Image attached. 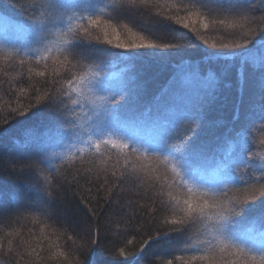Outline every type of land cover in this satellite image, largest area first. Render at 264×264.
I'll return each instance as SVG.
<instances>
[{"label":"snow or ice","instance_id":"obj_1","mask_svg":"<svg viewBox=\"0 0 264 264\" xmlns=\"http://www.w3.org/2000/svg\"><path fill=\"white\" fill-rule=\"evenodd\" d=\"M10 8L24 19L6 16ZM255 9L251 0H0V73L8 76L5 69L14 63L20 75L27 66L29 81L45 78L33 86L27 106L9 107L3 121L27 116L40 105L48 114L40 125L30 124L31 117L18 121L19 147L29 151L13 156L0 146V169L27 177L16 188L18 197L6 198L0 191V223L27 218L25 213L41 223L43 216L45 227H53L47 223L53 221L56 229L70 228L99 249L96 209L82 186L91 194L109 185L105 199L110 206L120 203L126 188H143L151 193L148 208L158 213L154 219L167 211L164 223L176 226L164 238L176 232L181 245L162 252L161 236L150 234L137 256L148 257L146 249L155 241L152 255L169 257L163 264H264V15ZM153 11L160 18L155 27L139 22L151 19ZM181 29L211 49L231 50L228 60H221L219 51L203 52L204 61L218 66L204 78L206 85L215 88L235 73L242 96L251 83H259L258 102L244 105L242 100L227 121H209L202 105L173 108L178 83L173 81L143 103L142 86L127 75V66L187 47L191 37ZM217 33H225L229 42L206 38ZM49 61L55 66L53 78H48ZM186 68L198 77L199 66ZM210 127L219 130L214 146H196ZM11 132L0 128V138ZM77 160L79 166L69 172ZM69 192L79 196L78 204L61 207ZM109 233L105 227L104 234ZM19 236L15 230L0 238L5 257L0 264H73L75 252L70 258L53 245L41 255L44 247L22 238L14 245ZM88 264H95L94 255Z\"/></svg>","mask_w":264,"mask_h":264},{"label":"trees","instance_id":"obj_2","mask_svg":"<svg viewBox=\"0 0 264 264\" xmlns=\"http://www.w3.org/2000/svg\"><path fill=\"white\" fill-rule=\"evenodd\" d=\"M9 3L10 0H4V4ZM251 3L256 5V15H264V11H261V9H264V4H261L260 0H251ZM4 14L11 17L14 22L24 19V16L15 8L4 10ZM150 15L152 16L151 19L145 16L141 17L139 22L148 27H155V20L160 18L155 17L154 11ZM181 31L187 32L188 36L191 37V44L187 47L181 50H169V53L163 54L162 59L146 57L135 67L131 64L127 66V75L134 76L137 83L142 86L143 103L146 104L152 101L154 97H158L173 81H178L175 87L176 101L173 108L175 109L176 106H182L183 104H188L189 106L202 105L207 109V118L209 121H227L230 117L234 116L235 111L241 106L242 100L244 105L258 102L259 83H251L242 96L238 76L235 73L215 88H210L205 83L199 81L201 80L199 79L201 76V78H205L209 73H215L218 68L216 64H209L203 60V52L219 51L221 53L220 59L228 60L230 59L228 53L231 50L211 49L208 45H205L201 40L197 39L194 34L188 32L187 29H181ZM206 38L210 40L214 39L217 42H229L225 33H217ZM97 47L106 46L97 45ZM112 51L123 50L112 49ZM187 65L199 66L198 77L192 75L186 68ZM121 66L123 67L124 65ZM5 70L8 76L0 73V109L4 110L0 113V128H11L12 132L8 136L0 138V146H3L6 154L15 156L21 152L29 151L28 149L19 147V145L23 144V137L21 135L22 126L18 121L29 120V117H31V120H29L30 124L40 125L46 122L48 114L42 111L43 105H40L29 111L27 116H16L10 119V122L7 124L4 123L2 116L8 112L9 107H18L20 103L27 106L26 97H31L34 94L33 86H39V81L45 78L33 76L32 80L29 81L27 79V66L23 69L24 74L20 75V68L14 63ZM48 78H52L50 74ZM8 80L11 81L10 84L3 83ZM183 85L186 88H183ZM225 85H229V87L225 88ZM9 88L13 89V91H7ZM20 88H24L27 91L21 95ZM33 112L37 113V115L33 116ZM217 135H219V130L210 127L206 132H202L199 139L195 140L194 143L196 146H214ZM14 140L18 143H14ZM76 166H79L78 160L68 167V171L71 172ZM26 179L27 177L23 175H12L9 171L0 169V191L5 193L6 198L9 196L18 197L20 194L16 192V188ZM53 179L55 182L59 179V176H55ZM108 187L109 185H104L98 193L93 188L91 194L85 192L84 186L81 188L82 194L90 195L92 205L96 209L93 224L96 227H100V238L103 241L99 249L91 247L87 238L82 239L80 235L70 228L66 231L56 229L53 221H47L53 227H45L43 223L45 217L43 216L40 217L41 223H33L31 219L32 214L30 213H25L27 218L19 220L13 218L7 223H0V238L5 237L8 231L19 230L20 236L16 238L14 245L22 238L28 241L32 247H37L38 245L44 247L45 252L41 253V255H47L50 246L54 245L60 250L68 252L70 258H72L75 252L73 264H88L89 260L93 258V255L95 264H129L131 261H136V264H163V261L169 257H154L152 255V251L156 249L155 241L146 249V252L149 253L148 257H143L142 255L137 256L136 253L139 251L143 240L147 239L150 234L161 236L158 250L162 252L171 251L174 247L181 245V238L178 233L170 232L169 238H164L163 236L166 230L176 227L164 223V218H170V214L165 211L159 219H154L158 213H153L148 208V205L151 204V200L149 199L151 193H146L143 188L138 191L128 190L126 188L121 193L120 203L110 206L105 199ZM78 202L79 196L74 197L73 193L69 192L66 198L63 199L61 207H74ZM80 207L82 208L83 206L81 205ZM152 207H156V205H152ZM84 211L86 212L87 210L84 209ZM117 221H119V224H117ZM105 227L110 229V233L107 236L104 234ZM42 228L44 229L43 233H41ZM69 236H72L73 239H69ZM128 241H131V243H128ZM4 244L6 249V239L4 240ZM81 244L84 245L83 248L78 247ZM25 247H28V244H25ZM121 249L125 252L124 256L120 255ZM4 258L3 255H0V261ZM47 264H57V262L51 260L47 261Z\"/></svg>","mask_w":264,"mask_h":264},{"label":"rangeland","instance_id":"obj_3","mask_svg":"<svg viewBox=\"0 0 264 264\" xmlns=\"http://www.w3.org/2000/svg\"><path fill=\"white\" fill-rule=\"evenodd\" d=\"M55 66L54 65H52V62L51 63H49V74L51 75V77H52V68H54ZM202 77V76H201ZM199 78V79H201V80H199V81H201L202 83H204V78ZM53 78V77H52ZM56 78H58V77H56ZM183 88H186V86L185 85H183Z\"/></svg>","mask_w":264,"mask_h":264}]
</instances>
